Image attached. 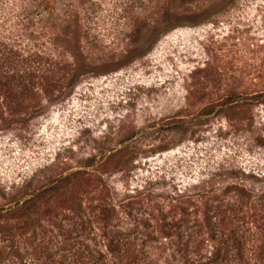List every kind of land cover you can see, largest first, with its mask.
Returning <instances> with one entry per match:
<instances>
[{"label": "rangeland", "instance_id": "obj_1", "mask_svg": "<svg viewBox=\"0 0 264 264\" xmlns=\"http://www.w3.org/2000/svg\"><path fill=\"white\" fill-rule=\"evenodd\" d=\"M0 264H264V0H0Z\"/></svg>", "mask_w": 264, "mask_h": 264}, {"label": "trees", "instance_id": "obj_2", "mask_svg": "<svg viewBox=\"0 0 264 264\" xmlns=\"http://www.w3.org/2000/svg\"><path fill=\"white\" fill-rule=\"evenodd\" d=\"M65 28H66V31H65L64 38H63L64 46L67 50L71 52L73 56L77 57L78 55V34H77V37L75 35L77 30H75L74 28L73 30H71L70 24L66 25Z\"/></svg>", "mask_w": 264, "mask_h": 264}]
</instances>
